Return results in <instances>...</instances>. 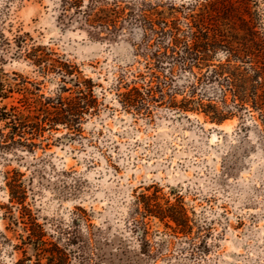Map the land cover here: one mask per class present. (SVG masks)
Masks as SVG:
<instances>
[{"label":"rangeland","instance_id":"obj_1","mask_svg":"<svg viewBox=\"0 0 264 264\" xmlns=\"http://www.w3.org/2000/svg\"><path fill=\"white\" fill-rule=\"evenodd\" d=\"M110 1L179 5L194 0ZM257 2L264 20V0ZM60 14L51 0H0V108L11 118L0 121V142L16 126L24 141L37 144L34 150H0V213L10 195L2 171L41 169L51 180L54 171L66 170L78 173L72 179L82 182L46 179L33 202L44 218L67 220L80 206L93 209L92 223L105 222L110 236L129 237L135 199L157 196L164 207L181 203L197 221L189 238L203 241L195 258L173 250L175 262L160 264H264V134L257 125L263 131L264 126L257 114L254 120L234 116L221 124L204 113L179 116L165 107H153L151 120L131 116L116 100L114 86L122 71L129 81L147 75L134 52L139 31L115 42L92 40L68 20L62 26ZM231 25L246 35L240 21ZM78 73L93 81L99 98L96 115H81V135L72 126ZM53 119L66 123L53 124ZM74 185H80L75 195ZM6 226L0 218V228ZM149 227L151 233L174 232L159 219L149 220ZM21 257L7 252L0 262L14 264Z\"/></svg>","mask_w":264,"mask_h":264},{"label":"trees","instance_id":"obj_2","mask_svg":"<svg viewBox=\"0 0 264 264\" xmlns=\"http://www.w3.org/2000/svg\"><path fill=\"white\" fill-rule=\"evenodd\" d=\"M51 1L61 11L62 26L68 20L71 28L92 40L115 42L139 31L134 52L144 60L147 75L138 73L129 81L127 72L122 71L114 86L116 100L131 116L151 120L153 107H165L179 116L204 113L216 124L234 116L242 122L247 116L254 120L257 114L264 126V20L257 10L258 0H194L179 5L175 1ZM236 20L247 26L246 35L232 29ZM74 83L78 96L72 126L75 135H81V115H96L99 98L92 80L78 73ZM179 96L182 100H177ZM10 120L0 108V121ZM257 128L264 134L260 125ZM22 133L13 127L0 142V150H34L37 144L24 141ZM1 174L10 195L0 213L1 220L7 222L4 229L0 228V261L7 252H21L22 257L14 264H160L175 262L170 255L173 250L185 258L202 252L203 241L195 244L189 238L197 221L181 203L168 202L164 207L157 196L137 197L129 215L131 236H114L119 238L115 243L105 222L92 223L96 215L93 209L77 206L67 220L48 219L33 204L46 179L55 184H77L81 179L72 177L78 173L54 171L51 180L41 169ZM79 188L74 185V195ZM28 199L32 202L27 203ZM152 218L174 232L151 233ZM197 228L201 232V226ZM8 233H13L16 242Z\"/></svg>","mask_w":264,"mask_h":264},{"label":"water","instance_id":"obj_3","mask_svg":"<svg viewBox=\"0 0 264 264\" xmlns=\"http://www.w3.org/2000/svg\"><path fill=\"white\" fill-rule=\"evenodd\" d=\"M0 93H1V84H0Z\"/></svg>","mask_w":264,"mask_h":264}]
</instances>
